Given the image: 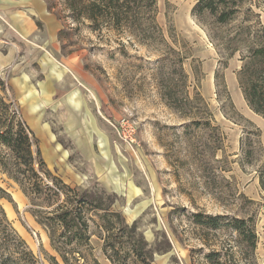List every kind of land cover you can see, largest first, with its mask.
I'll use <instances>...</instances> for the list:
<instances>
[{"label": "rangeland", "instance_id": "rangeland-1", "mask_svg": "<svg viewBox=\"0 0 264 264\" xmlns=\"http://www.w3.org/2000/svg\"><path fill=\"white\" fill-rule=\"evenodd\" d=\"M12 1L34 21V37L29 42L1 32L0 60H12L0 67V95L33 132L51 175L72 188L114 194L113 209L128 225L136 220L156 249L152 264H208L210 252L227 260L233 253L238 264H264V189L257 173L264 157L255 152L250 163L241 152L246 132L258 128L251 136L264 155V124L243 108L237 81L250 49L264 46V0H213L219 11H236L225 24L206 10L193 14L197 0H156L161 35L149 31L144 41L140 32L112 28L109 20L96 27L70 11V4L80 9L91 0ZM30 48L43 56L48 74L39 61L17 72ZM22 73L30 75L33 93L10 90V78ZM73 94L79 98L69 112L65 103ZM121 118L135 129V144L114 130ZM0 155L13 160L6 147ZM0 189L6 193L0 241L10 240L4 257L13 253L16 235L38 264H51L49 257L62 264L32 214L40 207L1 168ZM198 213L253 221L254 258L242 259L229 227L196 225ZM92 221L91 252L100 264H111L101 250L100 221Z\"/></svg>", "mask_w": 264, "mask_h": 264}, {"label": "trees", "instance_id": "trees-1", "mask_svg": "<svg viewBox=\"0 0 264 264\" xmlns=\"http://www.w3.org/2000/svg\"><path fill=\"white\" fill-rule=\"evenodd\" d=\"M229 1L243 0H218V4ZM77 6L70 4V11L75 13L79 10V14L93 26L97 27L109 20L112 28L120 30L124 27L134 36L140 32L142 41L151 38L147 35L149 31L161 35L155 21L156 0H91L84 3L80 9H77ZM205 10L216 15L219 24L227 23L230 16L236 12L219 11L213 0H197L192 13ZM261 30L264 31V27H261ZM243 61L237 72L243 98L250 110L264 119V46L251 48L249 56ZM221 78L216 71L215 80ZM224 92L226 93V88ZM230 106L234 109L231 102ZM10 107V103H6L0 95V146L6 147L13 158L10 160L7 156L0 155V168L20 187L33 207H40L32 210V214L47 232L50 247L56 252L61 263L100 264L91 252L89 234V222H93L92 219L96 217L100 221V229L105 233L103 237L100 236L101 250L111 264H152L156 249H151L143 235L138 232L136 220L128 225L121 214L113 209L116 196L102 190L72 188L60 177L52 176L40 158L38 140L19 114ZM256 134H259L258 128L247 131L245 142H242L241 152L250 163L256 161L257 152L264 157L258 139L253 143L251 135L257 136ZM257 173L260 186L264 189V163L259 166ZM5 196L6 193L0 189V198ZM224 220L228 222L224 223ZM193 221L196 225L212 230L229 227L238 236L242 259L254 258L257 236L253 221L206 216L200 213L193 215ZM14 241L17 244L12 245L13 253L5 257L4 245L9 244L10 240L0 241V264H38L21 238L15 235ZM18 247L21 248L20 253L17 252L20 250ZM15 254H18V257H15ZM227 255L229 260L221 259L219 252H210L205 258L208 264H238L233 253ZM49 260L51 264H60L54 257H49Z\"/></svg>", "mask_w": 264, "mask_h": 264}, {"label": "crops", "instance_id": "crops-1", "mask_svg": "<svg viewBox=\"0 0 264 264\" xmlns=\"http://www.w3.org/2000/svg\"><path fill=\"white\" fill-rule=\"evenodd\" d=\"M0 2H5V1L0 0ZM16 4L17 5H15V2L12 0H7L6 6H2L3 8L0 7V34H1V32L2 33L4 32L3 38H6V37L8 38V37L13 36V34H16L18 37L22 38L23 40L31 42L30 39H32V37H34V27H35L34 21L28 20L27 16L23 15L21 13L19 2ZM0 40H1V38H0ZM13 57H14V54H13ZM4 58L5 57H3L0 60V67L4 66L5 64L9 63L12 60L11 57H9L8 59H4ZM22 61H24V63L17 70V72H19V70H21V69L27 68L28 65L33 63V62L39 61L42 70H44V72L46 74H48V71L47 70L45 71V68L43 67L45 60H44L43 56H40V54L37 53V50L35 48H30L27 51H25V49H24ZM30 78H31L30 75L22 73L18 76L11 77L10 80L8 81V86H9L10 90L16 95H21L24 93L25 94L33 93V88L35 86H33V83H32ZM37 85L39 86L41 84L37 83ZM43 87L44 86L42 85V88ZM43 94H46V92H44ZM240 96H241L240 99L242 101L243 108H245V110L248 113H250L255 119H257L261 124H264V120L261 117H259L258 115H255L254 113H252L248 109V107L246 106V104L242 98V95H240ZM71 97H72L71 101H68L65 103V104H68L70 107L69 112H72L71 108L73 106H75V107L77 106V102H78L77 98H79V95L73 94ZM80 102H82V104L84 105L85 101H84V99L83 100L81 99ZM30 107H31V105H30ZM69 107L66 106V108L68 110H69ZM116 180L118 181V178H116Z\"/></svg>", "mask_w": 264, "mask_h": 264}, {"label": "built area", "instance_id": "built-area-1", "mask_svg": "<svg viewBox=\"0 0 264 264\" xmlns=\"http://www.w3.org/2000/svg\"><path fill=\"white\" fill-rule=\"evenodd\" d=\"M114 130L118 133L119 138L128 144H135V129L131 126L127 119H120L115 126L112 125Z\"/></svg>", "mask_w": 264, "mask_h": 264}]
</instances>
